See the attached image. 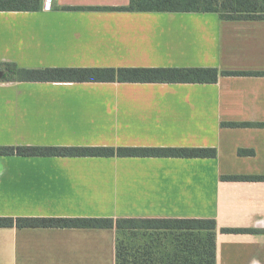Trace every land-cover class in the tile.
Here are the masks:
<instances>
[{
  "label": "crops",
  "instance_id": "crops-1",
  "mask_svg": "<svg viewBox=\"0 0 264 264\" xmlns=\"http://www.w3.org/2000/svg\"><path fill=\"white\" fill-rule=\"evenodd\" d=\"M128 2L43 0L37 12H0V64L264 72V21L103 10ZM222 123L264 124V77L0 81V146L216 151L213 159L0 157V217L212 219L215 264H264V181L221 179L264 177V127ZM0 264H116V232L0 228Z\"/></svg>",
  "mask_w": 264,
  "mask_h": 264
},
{
  "label": "trees",
  "instance_id": "trees-1",
  "mask_svg": "<svg viewBox=\"0 0 264 264\" xmlns=\"http://www.w3.org/2000/svg\"><path fill=\"white\" fill-rule=\"evenodd\" d=\"M43 0H0V12H37ZM63 10L77 9L63 7ZM92 9V8H90ZM103 10L132 13L216 14L224 21H264V0H129L127 6ZM2 82L212 84L219 76H258L264 72H219L214 68H45L22 69L0 64ZM222 127L264 124L222 123ZM238 155H252L238 150ZM43 158H179L213 159L209 148L0 146V157ZM223 181H264V177L229 176ZM93 229L116 232V264H215L216 223L194 218H1L0 228ZM221 234H256L249 229H220ZM126 235L125 239L118 238ZM148 240L136 245L140 236ZM130 242V243H129Z\"/></svg>",
  "mask_w": 264,
  "mask_h": 264
},
{
  "label": "rangeland",
  "instance_id": "rangeland-1",
  "mask_svg": "<svg viewBox=\"0 0 264 264\" xmlns=\"http://www.w3.org/2000/svg\"><path fill=\"white\" fill-rule=\"evenodd\" d=\"M118 238H120V239H127V236L126 235H122V234H120L119 235V237ZM146 240H148V236H142V235H140L136 240H135V244L136 245H139V244H142V242H144V241H146ZM127 241V240H126ZM128 242V241H127ZM130 243V242H129Z\"/></svg>",
  "mask_w": 264,
  "mask_h": 264
},
{
  "label": "water",
  "instance_id": "water-1",
  "mask_svg": "<svg viewBox=\"0 0 264 264\" xmlns=\"http://www.w3.org/2000/svg\"><path fill=\"white\" fill-rule=\"evenodd\" d=\"M1 76H2V73L0 72V78H1Z\"/></svg>",
  "mask_w": 264,
  "mask_h": 264
},
{
  "label": "built area",
  "instance_id": "built-area-1",
  "mask_svg": "<svg viewBox=\"0 0 264 264\" xmlns=\"http://www.w3.org/2000/svg\"><path fill=\"white\" fill-rule=\"evenodd\" d=\"M47 7V6H46Z\"/></svg>",
  "mask_w": 264,
  "mask_h": 264
}]
</instances>
